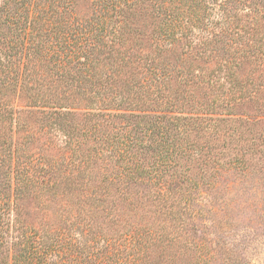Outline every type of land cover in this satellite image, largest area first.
I'll list each match as a JSON object with an SVG mask.
<instances>
[{"label":"trees","instance_id":"trees-1","mask_svg":"<svg viewBox=\"0 0 264 264\" xmlns=\"http://www.w3.org/2000/svg\"><path fill=\"white\" fill-rule=\"evenodd\" d=\"M237 173L264 201V0H0V264H201L191 197Z\"/></svg>","mask_w":264,"mask_h":264},{"label":"rangeland","instance_id":"rangeland-1","mask_svg":"<svg viewBox=\"0 0 264 264\" xmlns=\"http://www.w3.org/2000/svg\"><path fill=\"white\" fill-rule=\"evenodd\" d=\"M238 113H242V111H238ZM37 139L36 144H41L43 141L42 147L47 149L46 154L49 158L58 159L61 147L59 137L40 135L36 137ZM234 178L236 189L228 190L226 182H229L230 185L233 182L222 177L216 187L215 185L204 186L201 191L194 192V196L191 197L195 215L189 220L191 222L188 223L187 230L192 231L191 228H193V232H190L193 233L192 236L216 251L212 253L214 255L211 257V254L203 256L206 260L201 264H235V261L236 264L237 262L238 264H264V231L260 227L263 226V221H261L263 215L260 211L264 205L261 198L262 193L260 191L259 195L252 196V193L246 191L244 187L253 181L258 185L260 181L257 176H254V179L246 178L243 183L240 173L235 174ZM112 200L117 205V209H114L115 215L122 221L128 220L135 223L150 221L155 226L162 225L161 219H158V216L153 212L146 213L143 209L134 210L120 202L119 199L117 200L116 197ZM23 203L29 212L30 222L36 223L44 219V213L33 208L31 199H26ZM50 217L52 220L55 219L52 213H50ZM167 250L169 253H177L169 256ZM178 250L179 248H167L165 251L163 244L158 245L152 250L151 264H186L199 256L197 254L188 260L189 257L181 256Z\"/></svg>","mask_w":264,"mask_h":264}]
</instances>
